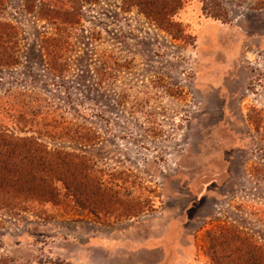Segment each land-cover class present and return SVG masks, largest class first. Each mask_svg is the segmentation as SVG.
<instances>
[{"label":"rangeland","instance_id":"374dc122","mask_svg":"<svg viewBox=\"0 0 264 264\" xmlns=\"http://www.w3.org/2000/svg\"><path fill=\"white\" fill-rule=\"evenodd\" d=\"M177 1L170 32L131 0H0V129L94 181L0 204V264H230L225 228L264 248V0Z\"/></svg>","mask_w":264,"mask_h":264},{"label":"trees","instance_id":"16d2710c","mask_svg":"<svg viewBox=\"0 0 264 264\" xmlns=\"http://www.w3.org/2000/svg\"><path fill=\"white\" fill-rule=\"evenodd\" d=\"M146 16L167 31H174L169 17L179 7L177 0H131ZM62 22H67L65 19ZM0 41V64H13ZM78 154L59 149H47L41 143L15 137L0 129V204H23L31 195L51 198L57 184L73 199L90 195L92 169L83 165ZM80 182V183H79ZM56 184V185H55ZM211 256L220 251L222 260L230 264H264V248L239 231L225 228L209 235Z\"/></svg>","mask_w":264,"mask_h":264}]
</instances>
